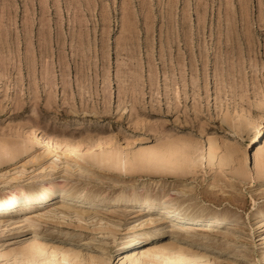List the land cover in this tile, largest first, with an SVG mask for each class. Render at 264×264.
<instances>
[{"label": "rangeland", "instance_id": "374dc122", "mask_svg": "<svg viewBox=\"0 0 264 264\" xmlns=\"http://www.w3.org/2000/svg\"><path fill=\"white\" fill-rule=\"evenodd\" d=\"M263 122L264 0H0V151H20L33 140L30 153H46L33 133L65 142L60 151L66 143L79 145L80 154L144 155L170 143L200 151L192 154L199 167L185 177L135 168L133 175L85 171L82 180L73 169L74 175L64 173L63 162H72L52 151L56 154L45 165L56 158L63 167L45 176L36 165L17 184L27 188L45 176L64 187L30 214L73 202L88 207L90 220L77 222L60 208L63 219L55 210L52 223L28 214L39 226L1 227L0 252L38 238L89 256L92 264H120L131 251L170 245V235H176L189 241L182 246L205 253L213 264H264V226L256 215L264 208V179L229 185L233 177L255 176L253 155L264 151V130L258 140L253 137ZM207 148L222 165L202 158ZM18 164L0 166V191ZM65 192L84 194L87 201L64 198ZM122 195L129 200L115 204ZM145 197L156 204L176 199L185 218L203 211L206 218L190 222L215 227L214 235L179 231L168 223L140 229L147 213L137 202ZM13 207L4 215L16 220ZM220 214L227 221L217 225L214 216ZM59 218L61 225L55 223ZM134 236L139 243L124 246Z\"/></svg>", "mask_w": 264, "mask_h": 264}, {"label": "bare ground", "instance_id": "6f19581e", "mask_svg": "<svg viewBox=\"0 0 264 264\" xmlns=\"http://www.w3.org/2000/svg\"><path fill=\"white\" fill-rule=\"evenodd\" d=\"M263 130H264V122L261 125V127L257 128V132L253 137V141L258 140V138L261 135V133L263 132ZM35 135H36V133L35 134L33 133L35 140L38 139V141H39L38 143L40 145L42 144L41 145L42 149L45 150L47 154L45 152H42V151H40V152L37 151V153H36V151H35V153L33 151V153H30V150L33 148V146L35 144V143H33V140H31L32 141L31 143L29 142L30 143L29 146L26 145V146L22 147L20 149V151H17L16 149L10 148V147H5L4 150L0 151V166H6V165H10V164L16 165V164H18L19 161H21L24 158V156H26V155L30 156V158L28 159V162H26V163L23 162L20 165L18 164L17 166H15V168L13 169L14 172L12 173L13 175L8 177L5 180V182H7L6 184H8L9 186L6 187V189H4V190L1 189L2 191H0V228L1 227L8 228L9 226L10 227L12 226V228H13L14 226H16L20 223L26 222V226H28L27 228H29V230H36V228H37L36 225H38V223H37L38 220H37V222L35 220H31L30 217L27 218V215L32 213L33 211L38 210V209H35L36 207H44L45 204H47L49 201H51L54 198V195L56 194L57 189L59 187H61V188L64 187L63 184L52 179L53 177L52 178L51 177L45 178V176H49L52 172H55L56 169L61 168V166L63 167V165H61V163H60V165H61L60 167L58 166V163H56V161L60 162V160L59 159L56 160V158H55V160H51V162H49V164L47 166L45 164H46V162L48 163V161L51 158V155H53L55 153L52 151H60L58 149H61V147L63 146V144L65 142H63V144H62L60 142L58 143V141H57V143H56V141L48 138V136L47 137L43 136L40 138L39 136H35ZM102 143H103V141H102ZM69 144L66 143L64 145V148H62L64 150L63 151L61 150L60 152H62L64 155V156L63 155L62 156L66 157V159L71 161L72 164L66 160L63 162L64 164L66 162V165H64V168L65 167L66 168L65 169L62 168V169H63L64 173L69 172L68 175L69 174L74 175L75 173L78 172L79 173L78 175H80L79 177H81L83 174L85 175L86 172H90L93 175H94V173H99L102 175H104V174L114 175V173H120L121 175H130V174L133 175V173L135 171L133 169H135V168H140L144 172L148 171L151 173H156L160 176L163 175L162 176L163 178H170L174 175L182 174V173H185V174L181 177H185L186 174H192L193 169L199 167L196 164V161H195L193 155H194V152H195V154H196V152H199V153H197V155H199L200 151H197V150H199L197 148H196L197 150L193 149L194 147H192V145H188V144L183 145L181 147H177V146L172 145L170 143V144H168L162 148L156 149V151H154L153 148H149L150 150L147 149L148 150V151H146L147 153H145V151L142 150L146 155L145 154L142 155L143 153L141 151H140L141 155H138L137 154L138 152L136 154L134 152H133L134 154H132V153L129 154L128 152L126 153V151H125V153H122L119 150L118 151L113 150L112 152H109V153H107L105 150L100 151L98 153H95L96 152L95 151L94 152L95 154H94V153H91L90 150H88L87 152H84L85 151L84 149L81 151L84 153L80 154V151H78V149H77L79 145L76 147V145L71 146L73 143L70 145ZM92 144H93V142H92ZM105 144H106V146H108L107 143H105ZM207 149H206V153H204V156L202 155V158L206 157L208 160V164L213 165L216 161H218L217 160L218 155H216L215 151H213L212 149H210V148H207ZM111 150L112 149L110 148V150H107V151H111ZM178 151H179V153H178ZM82 154H84V155H82ZM191 155H192V157H191ZM253 156H254L255 176H254V174H252V175L250 174V176H252V177H250L248 175V173H245V175H243L242 178L232 176L233 181L229 185L231 187H233V189H234V187L236 188V186L237 187L239 186V184L237 182H244V181L249 182L250 181L249 179H251V178H253V179L254 178L264 179V151H260L257 149L254 152ZM191 158H193L194 160H192ZM200 158H201V155H200ZM221 162H222V160H221ZM221 162L218 161V164L222 165ZM27 163L28 164L31 163V165L27 166ZM231 163H233V162H231ZM36 165H38L39 168H41L40 173H44L45 176L41 177L43 179H41L40 181H36V183L34 185H30L27 188L18 187L17 183H18V181H20V179H22L24 177V174L27 171V169L28 168H34ZM233 165L234 164H231V166H233ZM72 169L76 172L75 173L72 172L73 171ZM35 170H36V168L34 170H32L30 173H28V175H26L25 177H29L31 173L33 174L35 172ZM218 171L220 173H222L223 176L227 175V174H225L226 169L223 167H219ZM236 171H238L237 168L233 167V172H236ZM130 172H132V173H130ZM54 174H56V173H54ZM137 175H139V174H137ZM66 176H67V174H66ZM82 177H81V180L85 176L83 178ZM86 178H88V176ZM28 179H30V177ZM88 181L89 180H87V182ZM20 186H22V185H20ZM68 189H70V188H68ZM83 190H84V188H83ZM63 197L71 199L72 201H76L79 203L84 202L86 200L85 195L81 194V193L74 194L73 192L72 193L71 192H65ZM163 197H164V195H163ZM168 198L169 199L167 201H164L161 204L154 203L149 197H145V199H143L142 201L137 202L139 205V208H142V212L147 213V218L144 220V222L142 220V223H140L138 225L140 229L144 228V226H146V227L152 226L153 228L156 229V227L162 225L163 223L164 224L168 223V224H170L171 227H175L179 231H183V232H189V231L193 232L194 231V233L201 231L202 233H204V235H206L204 237H209L210 235H214L215 227L209 226V225L207 227H203L201 224H194V223L190 222V220H192V218H195V219L203 218V217L206 218V213H204L203 211H202V213L195 212L191 218H188V217L185 218V215H184L185 213L183 212V209H181L178 206L179 204L176 205L175 203H173V200L175 201L176 199H172L171 197H168ZM115 199L116 200L113 202L117 205L123 204L124 202L129 200V198L127 196H124V195L119 196ZM163 199H166V198H163ZM67 202H69V201H67ZM72 203H68V204L62 203V204L58 205V208L62 209L63 211L67 210L66 212H69V211H70V213L72 212L71 213L72 217H73V215H75L74 217L78 218L77 222L80 221V223H81V220H80L81 217L83 219V217L87 216L89 218V216L90 217L92 216L90 210H87L88 207L86 209H83V207L81 205H76L77 203L76 204L75 203L72 204ZM193 204H195V203H193ZM90 205H91V203H90ZM11 206H14L13 208H16L15 215H18L16 220L12 219V218H7L8 215H6V216L4 215V214H7L9 212V207H11ZM58 208H56V209L53 208V210L49 209L48 211L46 210V212H44V213H37V214L35 213V215H31V214L30 215L35 216L36 219L41 220L42 218H45L44 220H49V222H51L55 218L54 217L55 216L54 211L57 210ZM138 210H141V209H138ZM256 210H257L256 211L257 218L258 219L260 218L259 227H263L264 226V218H263L264 217V208L260 207ZM58 211L59 210H57V212ZM57 212H56V215L60 214V216H61L62 212L60 213V211H59L58 214H57ZM156 212L158 214H156ZM92 214H94V213H92ZM69 215L70 214H68V216ZM63 216H64V218H65V216L67 218V214L63 215ZM95 216H93V217L95 218ZM60 218H62V216ZM60 218H59L60 222L58 220V222H55L56 224L57 223L60 224L63 222V220H62L63 218L62 219H60ZM214 219H215V221H213V222L216 223L217 225H222L224 222L227 221V217L223 216L221 214L214 216ZM44 220H43V222H44ZM61 220H62V222H61ZM89 220H90V218H89ZM97 220H96V222H97ZM82 222H83V220H82ZM87 222H88V220H87ZM94 223H95V220H94ZM94 223H93V225H94ZM24 224L25 223H23V225ZM63 224H65V222ZM87 224H89V222ZM69 225H71V223ZM76 226L80 227V228H87L86 226L84 227L81 224L80 225L76 224ZM21 227H23V226H21ZM102 227H104V226H102ZM2 231H3V229H2ZM175 232H176V230H175ZM216 232L218 233V231H216ZM180 233H178V234H180ZM188 234L189 233H187L185 236L187 237ZM223 234L224 233H222V235ZM226 234H228V233H226ZM195 235H196V233H195ZM189 236H191V235H189ZM170 238H172V241H173L170 245H154V246H152L146 250H144V249L143 250L142 249L134 250V251H131L130 253H128L127 255L120 257L119 262H120V264H123L125 262L126 263L128 262L130 264H211L212 263V262H210L211 258L209 259L208 255H206L205 253L192 251V250H189L188 248H186L185 246H182L181 241L187 240L186 238L182 237V239H181V238H179V236H176V235H170ZM186 242H189V241L187 240ZM138 243H139V237L138 236L137 237L134 236V237H130V238L128 237L127 241L124 243V246L130 247V246L136 245ZM262 243H264V236L262 237ZM20 248L21 247H19V249L15 248L16 250L13 248L10 252H8V251L7 252H5V251L0 252V261L2 262L5 260V258L8 257V259L9 258L12 259L11 264H92V261L88 259L89 256H88V258H86L85 256H83V258H81L82 254H80L79 252H75L72 249H63L64 246L62 248V247H59V245L58 246H54V245L52 246V245H49V243L46 244V242L44 243L43 241H41L38 238H34L29 243L28 246L26 244V246H24V248L23 247L21 249ZM10 259L8 261H10ZM93 260H94V258H93ZM99 260H100V258H99ZM101 260H102V258H101ZM8 261L3 262V263L7 264ZM96 261H98V260H96ZM1 262H0V264H2ZM98 263L99 264H106V263H104L103 260L98 261ZM8 264H10V263H8Z\"/></svg>", "mask_w": 264, "mask_h": 264}]
</instances>
